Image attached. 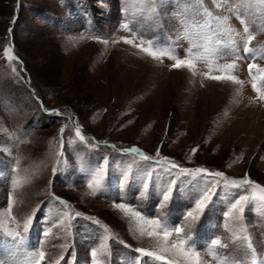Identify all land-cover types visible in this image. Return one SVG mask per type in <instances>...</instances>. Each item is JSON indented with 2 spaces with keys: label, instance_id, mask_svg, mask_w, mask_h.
I'll list each match as a JSON object with an SVG mask.
<instances>
[{
  "label": "rangeland",
  "instance_id": "374dc122",
  "mask_svg": "<svg viewBox=\"0 0 264 264\" xmlns=\"http://www.w3.org/2000/svg\"><path fill=\"white\" fill-rule=\"evenodd\" d=\"M241 19L254 36L250 55L242 51ZM133 35L137 44L143 37L175 48L181 59L208 39L218 54L211 70L201 60L193 74L126 44ZM230 40L245 59H235ZM8 47L16 60L4 56ZM234 61L227 74L240 84L204 75L225 74L215 65ZM249 63L264 68L259 0H0V259L27 264L29 252L44 251L41 264L61 254L69 264H184L170 252L154 261L134 251H158L162 238L140 231L159 219L184 229L180 238L194 244L201 264H264V205L250 200L241 220L228 216L240 195H253L251 186L226 187L221 178L194 179L155 162L168 157L264 186V100L252 88L255 82L264 91V73L250 74ZM132 147L152 159L126 151ZM100 168L92 195L88 185L95 187ZM209 183L216 185L212 201L198 219L186 218Z\"/></svg>",
  "mask_w": 264,
  "mask_h": 264
},
{
  "label": "snow or ice",
  "instance_id": "6c2138e0",
  "mask_svg": "<svg viewBox=\"0 0 264 264\" xmlns=\"http://www.w3.org/2000/svg\"><path fill=\"white\" fill-rule=\"evenodd\" d=\"M160 0H154V3H159ZM261 4H264V0H259ZM207 15H211V13H208L206 11ZM241 23L245 24V21L241 19ZM128 25H125V28H127ZM244 34H246V39L243 40V48L242 51L245 54H251L252 49L249 47V44L251 41L254 39V36L250 33V29L245 24L243 28ZM136 37L133 35L132 39H124V42L126 44L133 45L134 47L139 48L141 51L145 52L148 56L152 57L153 59L156 60H161L163 57H167L169 60H172L174 63H172L171 68L173 69H181V68H187L190 71L195 74V64L198 61H203L209 69L211 70L214 67V61L211 59L212 57L217 56L218 54V48L213 44V42L208 39L206 42L202 45H196L193 44L192 47L187 49V54L186 58L181 59L178 57V55L174 54L176 49L175 48H169L167 46H160L158 41H154L152 39L145 40L143 37H141L139 44L135 43ZM107 43V41H105ZM145 44H147V47H145ZM216 45L220 44V41L217 40L215 41ZM155 45V47H154ZM229 46L232 48V54L235 56L236 60H243L246 57L245 56H240L239 51L235 47V41L230 40L229 41ZM203 47V52L196 51L193 52V48H199ZM4 56L8 60H16L17 58L12 54V49L11 47H8L4 50ZM255 59V57H253ZM216 69L220 71L221 73H225L222 75H209L208 73H205L204 75L206 76L207 79L214 80V81H231L235 84H240L241 81L235 76L231 74H227L230 70H234L237 67V64L234 62L232 63H224L221 65H215ZM248 69L249 73L251 74L252 69H257L258 72L264 73V68H261L258 64L256 63H249L248 64ZM13 72L16 71L15 68L12 69ZM253 81L257 80L256 76L252 77ZM262 81H264V77H260ZM252 88L257 92L258 98L261 100H264V91L261 90L257 86L255 82L252 84ZM61 133H64V129L62 128ZM75 135L79 137L80 140H84V136L81 133V128L77 127L75 130ZM126 151L134 154H138L143 156V159L145 161L151 160L152 157H149L141 152L140 149L136 147H132L130 149H127ZM197 149L193 150V153ZM159 148L157 149L156 155L159 156ZM157 164H163L167 163L169 165V171L171 169H176L178 171V174L181 175H186V176H192L194 179L197 177H204V176H209V177H216V178H221L224 181V185L226 187L232 186L236 188H245V186H251L253 195L249 197L248 195H240L234 203L231 204V209L228 213L229 217L234 218L235 220H241L242 219V214L245 210V205L249 203L250 200H257L264 205V186H261L259 184L253 183L250 179H248L247 176H245L242 179H228L223 172L220 171H215L211 172L210 170L203 168V167H197L195 169H187L183 168L174 161H172L170 158L165 157L163 161H155ZM105 167H107L105 165ZM53 174L56 173V168L52 169ZM104 173V168H100L96 172V176L98 179L95 180V187H93V184H89L88 187L92 189V195H96L97 191L100 189L101 186V181L99 177H101ZM151 175V174H150ZM173 186L176 184V180L173 179L170 182ZM218 183V182H217ZM216 187V185H213L211 183L207 184L205 188L198 194V197L196 199V202L194 204L193 210H190L186 213V218H190L192 220H196L199 218L198 214H202L206 207L208 206L209 202L212 201V195H213V189ZM171 194V189L162 193V199L163 201H167L170 197ZM61 204H64L65 207H67V202L61 200ZM12 203L10 202L8 205V215L11 216L12 212ZM115 207L124 211L125 214H128L130 209L124 204V203H117L115 204ZM236 213V215L233 216V214ZM67 215V214H65ZM77 216H79V213H76ZM133 215L139 217L140 214L133 213ZM34 213L25 219L24 224H23V230L25 233L28 232L29 230V225L32 223ZM146 224L150 227L151 230L145 232L143 229L140 231V235H148L149 237H160L162 238L161 244L158 246V251H146L143 248H136L134 251L138 253L140 256L143 257H148L152 258L154 261H162L165 259V257L161 254L160 252H170L173 253L175 256L182 258L184 261V264H201V258L199 252L195 249L194 244H191L189 241L180 238L181 234L184 232V229L182 227H175L174 229H169L167 224L162 222L159 219H148L146 221ZM6 233L8 236L12 238H16L17 236L20 235L19 232L14 231V230H6ZM47 234V233H45ZM175 234L177 237L176 242H173L169 244V238L172 237ZM250 239V238H249ZM123 243V242H122ZM20 244H24V239L22 238L20 240ZM212 244L219 245L220 241L219 240H213ZM187 245V246H186ZM127 247V245H125ZM61 247L65 250H67L68 245L64 244L61 245ZM105 246L102 245V250ZM250 247V245H249ZM71 255V253H68ZM92 257L97 256L96 251L91 252ZM45 259V252L44 251H39V252H29L28 253V260L27 264H41L42 261ZM61 261H63V264H69L68 259L66 258L65 255L61 254L60 257L55 261V264H61ZM0 264H6V261L4 259H0ZM8 264H13V262L10 260ZM167 264H178L177 261L175 260H168ZM252 264H257V262L254 260Z\"/></svg>",
  "mask_w": 264,
  "mask_h": 264
}]
</instances>
